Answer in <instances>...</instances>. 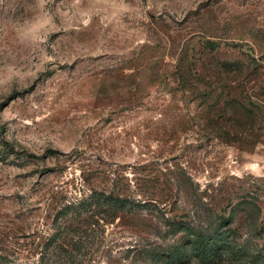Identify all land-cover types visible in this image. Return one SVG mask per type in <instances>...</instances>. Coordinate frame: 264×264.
<instances>
[{"label":"rangeland","instance_id":"374dc122","mask_svg":"<svg viewBox=\"0 0 264 264\" xmlns=\"http://www.w3.org/2000/svg\"><path fill=\"white\" fill-rule=\"evenodd\" d=\"M0 264H264V0H0Z\"/></svg>","mask_w":264,"mask_h":264},{"label":"trees","instance_id":"16d2710c","mask_svg":"<svg viewBox=\"0 0 264 264\" xmlns=\"http://www.w3.org/2000/svg\"><path fill=\"white\" fill-rule=\"evenodd\" d=\"M210 241L208 240H199L195 242V247H194V255L204 261H214L215 259L218 258L214 254L215 251V244L212 242L211 244L209 243ZM179 255L181 257H185L186 253L179 251Z\"/></svg>","mask_w":264,"mask_h":264}]
</instances>
